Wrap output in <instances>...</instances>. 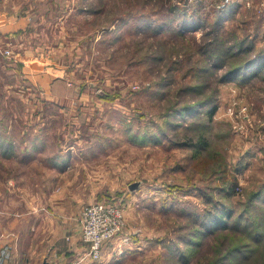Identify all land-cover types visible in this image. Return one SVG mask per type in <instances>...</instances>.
Returning a JSON list of instances; mask_svg holds the SVG:
<instances>
[{"label": "rangeland", "instance_id": "rangeland-1", "mask_svg": "<svg viewBox=\"0 0 264 264\" xmlns=\"http://www.w3.org/2000/svg\"><path fill=\"white\" fill-rule=\"evenodd\" d=\"M5 4L68 83L44 95L0 55V209H41L36 264L50 217L90 202L130 239L70 263L264 264V0Z\"/></svg>", "mask_w": 264, "mask_h": 264}, {"label": "crops", "instance_id": "crops-1", "mask_svg": "<svg viewBox=\"0 0 264 264\" xmlns=\"http://www.w3.org/2000/svg\"><path fill=\"white\" fill-rule=\"evenodd\" d=\"M6 1L7 0H0L1 11L4 12L6 11L8 13H15L17 15H26L25 13H19V12L16 13L10 11L11 7H9L8 5L6 6L7 4V3L5 4ZM22 26H23V22L19 21L17 23V26H15V28L14 27L12 28H14V30H17L18 27H22ZM17 31L8 33V35L5 34L1 36L0 48L10 47L12 51H18L24 54L41 52L44 50L41 49L40 47H37V44L35 42L28 41L30 34L33 32L31 31V28L28 32H21V31L17 32ZM2 58L5 59L6 62H8L7 64L8 68L14 66L16 69L19 70V65L17 63L13 64L11 60L7 59L4 56H2ZM60 84H63L65 86L68 85V83H66L65 80H60V79L56 80L55 82H53V87H52L54 93L55 92L58 93L57 90ZM54 93L50 97L51 100L53 99ZM4 204H5L4 208L0 209V264H36L37 255L35 250H32L34 248L32 247V242L35 243V241L34 240L31 241L28 250L22 248V245H23V236L25 234L26 227H27V232L30 233V230L31 233L33 232L34 229H32V227L36 226L34 223L38 220L37 217L38 215L36 212L38 210L40 211L41 209L34 208L29 213H27L26 211H19L18 209L16 210L11 209L13 208L11 205L13 204V201H11L10 198H6V200H4ZM26 213L29 215L34 214L32 217H29L28 215V219L34 218L33 224H30V220L26 221L27 219ZM50 218L51 219L56 218L55 221H52L53 223L56 222V224L54 225L53 223H50V225H48V229L51 230L52 229L51 226L55 227L57 224H60L61 228L59 229L58 233L55 232L48 233V236L51 238L49 241L46 242L49 249V254H48L49 258L48 261L45 260L46 262H44L43 260L42 262H44L43 264H71L70 262L73 259L74 260L78 259V256H80L82 253L81 251L86 250L87 252L88 250L87 244H85L80 238L76 219L75 217L71 219L68 218L64 219L62 217L60 222H58L59 221V219H57L58 217L52 216ZM67 219L69 221H67ZM56 235L57 237H55ZM105 248H107V246H105ZM66 256H68L67 259Z\"/></svg>", "mask_w": 264, "mask_h": 264}, {"label": "built area", "instance_id": "built-area-1", "mask_svg": "<svg viewBox=\"0 0 264 264\" xmlns=\"http://www.w3.org/2000/svg\"><path fill=\"white\" fill-rule=\"evenodd\" d=\"M19 21L23 22V26L18 27V31L14 30ZM29 23L27 15H17L0 10V38L14 31L24 32ZM0 54L13 63H17L22 78L44 95H50L53 82L63 78L66 73L64 67L56 65L52 59L47 57V60L44 59L43 54L39 52L24 54L6 47L0 48ZM75 219L80 238L88 247L83 257L90 261L100 260L102 249L106 244L114 243L119 239L120 243L126 244L130 239L129 236L121 235L124 219L122 210L116 204L87 203ZM71 264H78V262Z\"/></svg>", "mask_w": 264, "mask_h": 264}, {"label": "trees", "instance_id": "trees-1", "mask_svg": "<svg viewBox=\"0 0 264 264\" xmlns=\"http://www.w3.org/2000/svg\"><path fill=\"white\" fill-rule=\"evenodd\" d=\"M246 50H247V49H246ZM213 110H214V107H213ZM213 110H211V111L209 112V116L211 115V112H212ZM202 143L205 144L204 142L201 141V144H202ZM216 218L219 219V217H216ZM218 219H216V220H214V221H218ZM208 220H209V219H208V216H207L206 219H205V221H203V222H205L206 225L213 223V219H211L212 221H211V220L208 221ZM208 222H209V223H208ZM218 222H220V219H219Z\"/></svg>", "mask_w": 264, "mask_h": 264}]
</instances>
